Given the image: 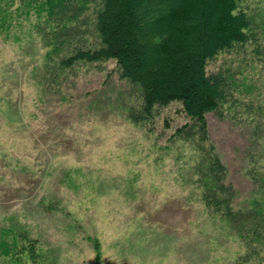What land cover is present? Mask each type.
Here are the masks:
<instances>
[{
	"label": "rangeland",
	"instance_id": "1",
	"mask_svg": "<svg viewBox=\"0 0 264 264\" xmlns=\"http://www.w3.org/2000/svg\"><path fill=\"white\" fill-rule=\"evenodd\" d=\"M67 2L77 11H62L61 21L74 25L65 31L72 45L60 57L74 44L98 43L93 24L100 2ZM237 3L250 18V42L206 67L208 75L226 68L235 76V108L208 113L206 121L207 144L244 200L254 189L253 164L264 168V141L255 142L245 114L249 106L251 122L264 131V0ZM10 4L7 13L0 11V22L11 26L9 36L0 32V242L11 241L6 229L21 232L36 242L38 258L13 263L0 254V264H96L94 240L100 264L232 263L243 249L197 197L198 153L184 137L196 139V129L181 105L157 107L151 119L134 123L128 109L140 110L139 92L121 79L115 62L49 70L50 48L37 34L54 23L36 13L35 1L22 0L20 10L19 0ZM205 22L221 36L219 15L203 16ZM148 63L143 60L144 69ZM184 126L186 132L174 136Z\"/></svg>",
	"mask_w": 264,
	"mask_h": 264
},
{
	"label": "trees",
	"instance_id": "2",
	"mask_svg": "<svg viewBox=\"0 0 264 264\" xmlns=\"http://www.w3.org/2000/svg\"><path fill=\"white\" fill-rule=\"evenodd\" d=\"M11 1L0 0L6 5L1 13H7ZM26 1H35L36 13L47 15L48 23H54L49 31L37 34L43 39L44 47L50 48L45 53L46 60L48 58L53 65L49 70L65 72L75 64L115 62L121 79L139 92L140 110L128 109V117L134 123L151 119L157 107L173 102L181 105L182 112L196 129V139L192 134L184 137L198 153L193 167L194 184L199 191L197 197L209 218L230 228L243 249L230 264H264V168H255L253 164L250 179L254 189L248 198L241 200L228 181L225 165L213 146L207 144L206 115L234 109L233 91L238 87L230 69L220 68L208 75L207 64L220 53L247 44L252 37L250 18L238 10L237 0H215L212 6L204 4L203 0H98L101 8L93 24L98 43L94 47L74 44L65 57H60L70 41L65 31L74 24L70 20L63 23L61 15L62 11L77 9L67 0ZM32 11L28 9L27 14L31 16ZM215 14L219 15L221 36L216 35L214 25L201 23L203 16L211 19ZM181 20L192 22L193 26L183 28ZM10 27L5 20L0 22V32L6 31L7 36ZM208 33L215 35L213 41L207 38ZM61 37L64 38L60 40ZM54 56L58 58L55 63ZM143 60L149 62L145 69ZM250 109L248 106L245 114L249 115L255 142L264 141L262 127L251 122L255 117L248 112ZM187 128L177 129L174 136L183 135ZM250 158L252 164L255 157ZM5 233L11 241L0 242L1 255L11 256L13 263L22 259L36 261L34 240L10 229ZM93 242L96 264H100V244Z\"/></svg>",
	"mask_w": 264,
	"mask_h": 264
}]
</instances>
